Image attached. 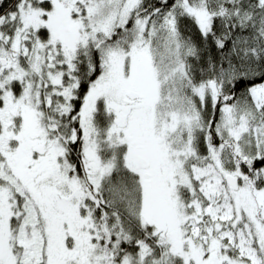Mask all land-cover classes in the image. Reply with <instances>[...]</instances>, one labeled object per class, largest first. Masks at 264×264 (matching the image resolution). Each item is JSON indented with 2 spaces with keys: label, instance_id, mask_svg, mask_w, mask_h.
<instances>
[{
  "label": "snow or ice",
  "instance_id": "1",
  "mask_svg": "<svg viewBox=\"0 0 264 264\" xmlns=\"http://www.w3.org/2000/svg\"><path fill=\"white\" fill-rule=\"evenodd\" d=\"M0 264H264V0H0Z\"/></svg>",
  "mask_w": 264,
  "mask_h": 264
}]
</instances>
